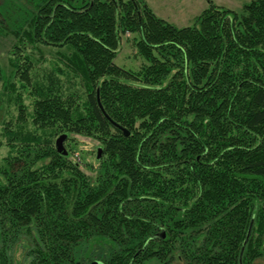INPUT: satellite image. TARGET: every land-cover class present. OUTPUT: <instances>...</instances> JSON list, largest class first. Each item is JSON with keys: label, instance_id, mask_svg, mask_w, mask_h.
<instances>
[{"label": "trees", "instance_id": "1", "mask_svg": "<svg viewBox=\"0 0 264 264\" xmlns=\"http://www.w3.org/2000/svg\"><path fill=\"white\" fill-rule=\"evenodd\" d=\"M10 5L3 13L15 26ZM35 7L16 32L0 110L8 96L26 120L20 81L39 128L99 139L102 155L93 178L43 135L6 129L4 235H32L30 264H255L264 248V0L241 13L210 1L186 27L146 0ZM126 35L144 60L138 70L116 63ZM44 48H60L67 71L34 85L31 53L43 61ZM59 74L79 78L83 95L56 86ZM82 239L90 250L76 259ZM0 264H12L2 247Z\"/></svg>", "mask_w": 264, "mask_h": 264}, {"label": "rangeland", "instance_id": "2", "mask_svg": "<svg viewBox=\"0 0 264 264\" xmlns=\"http://www.w3.org/2000/svg\"><path fill=\"white\" fill-rule=\"evenodd\" d=\"M210 1L219 6L236 11L237 13L243 11L247 2V0H146L148 5L159 17L166 19L177 27L193 25L195 18L209 6ZM10 4L15 5L13 8L15 26L7 22V16L5 15L7 13H3L4 6L6 5L9 9L11 6ZM35 5L36 0H0V9L3 13H0V21L4 24L1 27L3 30L0 32V89L2 88V82L7 83V81L9 82L12 79L13 70L9 63V59L13 46L18 40L16 32L18 28L21 29V26L22 28L26 27L30 19L28 18L30 16L28 12L32 13L36 8ZM21 7H23L24 10H22ZM57 50H60V48H44V60L41 61V53L37 50L33 51L32 49L33 52L31 55L36 63L33 69L34 74L31 78L34 85L37 83H48L47 77L45 76L58 66L67 71ZM62 50H64V53L68 52L65 48ZM136 51L132 35L122 37L121 48L116 58V63L122 67L138 70L144 60ZM59 75L61 79L55 80L56 86H60L67 95L74 91L83 95L84 89L79 78L73 77V79H69L70 76L64 74ZM13 81L17 82L19 91L22 93V99L26 105V120L24 121L20 118L19 106L15 99L11 101L8 96H5L3 108L0 110V162L3 158L8 156L10 151V141L5 133V130L8 128L16 130L23 127L25 132H37L46 139L52 141L55 147L57 138L62 134L58 132L59 130L57 128L48 127L46 130L39 128L40 126L34 123V97L31 92L32 90L31 88H29V90L21 88L20 81L14 79ZM16 142L18 143L19 141ZM63 145L68 151L66 154L68 159L78 165L79 169L86 175L95 178L101 162L97 158L98 149L103 147V143L94 137L67 132V137ZM36 166H40V162ZM7 230L6 227L0 225V248L2 247L3 252L11 259L12 264H30L32 235L26 231L20 233L15 232L14 234L8 232V235H4ZM258 232L259 231L255 230L254 236L256 239L258 238ZM262 238H264V233H262ZM89 244L88 240L82 239L75 245L74 256L76 259H81L85 252L90 250ZM94 260L98 259L95 257L90 263ZM253 263L264 264V248L261 244L257 247V254ZM172 264H185V261L175 260Z\"/></svg>", "mask_w": 264, "mask_h": 264}, {"label": "water", "instance_id": "3", "mask_svg": "<svg viewBox=\"0 0 264 264\" xmlns=\"http://www.w3.org/2000/svg\"><path fill=\"white\" fill-rule=\"evenodd\" d=\"M98 102H99L100 107L102 108V110L105 113V110H104V108H103V106L101 104L99 95H98ZM105 115L110 119V121L113 123V125H115L116 127L120 128L126 135L130 134V131L127 128H125L122 125H120L119 123L111 120V118L106 113H105ZM66 137H67V134H61L56 140V149H57V151L59 153H61V154H64V155H66L68 153V151L66 150L65 146L63 145V142L66 139ZM101 155H102V148L100 147L98 149V157H100ZM92 264H99V262L95 261Z\"/></svg>", "mask_w": 264, "mask_h": 264}]
</instances>
